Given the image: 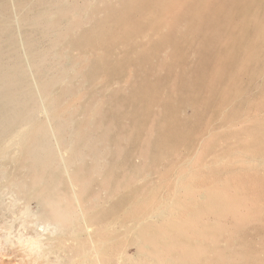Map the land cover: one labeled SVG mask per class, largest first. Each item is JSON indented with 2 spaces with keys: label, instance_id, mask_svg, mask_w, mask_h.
<instances>
[{
  "label": "bare ground",
  "instance_id": "bare-ground-1",
  "mask_svg": "<svg viewBox=\"0 0 264 264\" xmlns=\"http://www.w3.org/2000/svg\"><path fill=\"white\" fill-rule=\"evenodd\" d=\"M0 187V251L264 264V0H0Z\"/></svg>",
  "mask_w": 264,
  "mask_h": 264
},
{
  "label": "rangeland",
  "instance_id": "rangeland-1",
  "mask_svg": "<svg viewBox=\"0 0 264 264\" xmlns=\"http://www.w3.org/2000/svg\"><path fill=\"white\" fill-rule=\"evenodd\" d=\"M187 114L191 115L190 109L187 110ZM10 198H11V196L8 193H6V192L4 194L1 191V187H0V200L4 199V203L7 204V203L10 202L9 201ZM30 206H31L30 209L32 211H36L37 210V206H36L35 202L32 201ZM19 207H21V204H19V203L16 204V208H19ZM10 226H11V229H9ZM21 230L22 229L20 228L19 217L15 218V217H13L11 214H9L7 212L5 213L4 216L0 217V234H3L5 232H9L10 231L11 239L16 241L18 232H22ZM259 237L260 236H258L256 238V236L253 237L252 235H250V236H248L247 241H249L250 243L254 244L255 247H257V246H260V244H258L259 243V240H258ZM1 249L3 251H0V264H46L47 263V262L43 263V260L42 261H35V260H33L34 259L33 257L26 256L25 250L23 248H21L19 250L17 249L16 252H14L15 254H11L9 252H6L7 249H5V248L1 247ZM127 251L129 253H132L134 251V249H132V247H130V248L127 249ZM19 258L22 261L18 260ZM18 262H20V263H18Z\"/></svg>",
  "mask_w": 264,
  "mask_h": 264
}]
</instances>
